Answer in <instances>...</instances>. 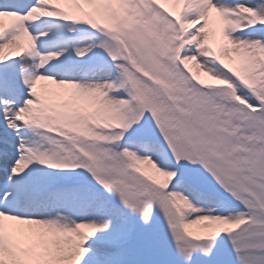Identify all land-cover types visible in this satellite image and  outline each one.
<instances>
[{
	"label": "snow or ice",
	"instance_id": "snow-or-ice-1",
	"mask_svg": "<svg viewBox=\"0 0 264 264\" xmlns=\"http://www.w3.org/2000/svg\"><path fill=\"white\" fill-rule=\"evenodd\" d=\"M0 264H264V0H0Z\"/></svg>",
	"mask_w": 264,
	"mask_h": 264
}]
</instances>
